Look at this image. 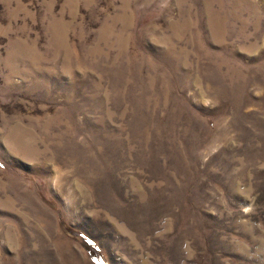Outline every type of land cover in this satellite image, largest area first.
Segmentation results:
<instances>
[{"label":"rangeland","instance_id":"1","mask_svg":"<svg viewBox=\"0 0 264 264\" xmlns=\"http://www.w3.org/2000/svg\"><path fill=\"white\" fill-rule=\"evenodd\" d=\"M0 264H264V0H0Z\"/></svg>","mask_w":264,"mask_h":264}]
</instances>
